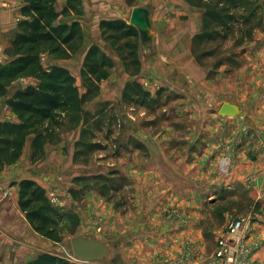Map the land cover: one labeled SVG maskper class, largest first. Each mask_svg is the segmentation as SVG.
Segmentation results:
<instances>
[{
  "label": "crops",
  "instance_id": "0c3cea01",
  "mask_svg": "<svg viewBox=\"0 0 264 264\" xmlns=\"http://www.w3.org/2000/svg\"><path fill=\"white\" fill-rule=\"evenodd\" d=\"M82 1L84 0H80ZM88 2L90 4L83 3L82 16L72 15L65 21H80L85 42L90 45L94 42H103L100 33L101 21L123 20L118 8L125 13L124 10L128 9V6L127 0H88ZM66 3L67 0H58L57 10L61 12ZM148 3L157 5L154 19L155 30L158 15L167 7L175 14L190 16L196 23L197 29L186 30V37L192 39L199 32L200 13L184 0H152L134 6ZM22 6L21 0H0V43L3 42L7 33H13L17 28L18 22L22 19L20 13ZM175 6L180 10L175 9ZM157 47L153 61L145 58L144 54L143 57L151 65H154L153 63L161 57V61L165 62V68L170 69L169 73L174 77L177 76L176 79L181 78L182 82H179L181 85L177 83L176 86L182 94H177L185 95L186 100L179 102L180 106L176 107V110L178 109L180 113L191 112L192 117L184 124L177 122L179 131L173 127L164 126L160 134L155 137L142 134L143 140L148 144L145 147L147 149L145 154L149 157L142 163V195L144 196L142 207L145 210L147 206L162 209L168 206L178 208L182 210V214L185 213L183 216L185 221L183 224L179 221L166 224V221H161L162 209L158 211L159 214L156 211H148V215L143 214L142 264H175L180 262L187 253L190 255L189 259H183L180 264H212L218 237L216 241L214 240L215 242L208 243V236L204 234V225L208 222L206 216H210L212 211L215 212L220 205L227 204L225 207H230L231 204L227 203V198H222L224 191L235 190L238 193L247 191L254 200V206L258 202H264L262 197L264 194V91L256 92L250 98L252 100L249 99L243 104L228 99V102L240 106L242 114L236 118H219L218 115L210 113L215 108L208 100L209 98L216 100L224 96L215 92L212 88L213 80L208 79L203 69L194 62L189 44L178 46L175 52L169 53L171 57L164 54L167 48L162 47L160 43ZM249 47L257 48V56L264 58V42H251ZM248 56L253 58L251 55ZM83 59L84 56L73 64L82 68ZM142 65V71L149 75L150 66L146 68L143 63ZM218 76H221V72ZM196 80L202 82L196 84ZM194 96L198 98H193ZM194 100L198 102H192ZM6 111L7 109L1 114L2 117ZM248 129L252 131L249 135L251 137L248 136ZM153 137L155 141L152 142L150 139ZM74 138V140L78 139ZM166 152L168 155L171 154V158ZM30 155L29 149L16 165L0 173V264H28L40 254L50 252L52 241L38 235L20 210L19 183L24 179H31L47 190L40 180L47 181L49 186L52 185L44 172L47 171L49 174L54 163L44 164V166L38 164L39 162L35 163L44 175L41 172L39 174L40 170L31 166ZM223 156L228 162L227 175L216 174L215 170L216 165L221 166L219 161ZM250 177L257 178L256 182L249 184L246 180ZM51 191L56 192L53 188ZM164 192L168 197L161 198V193ZM47 196L49 198L48 191ZM88 199L92 200L88 203L90 209L96 205L95 200H99L93 194L88 195ZM249 202L252 204L251 201ZM226 209L222 215L224 219L232 217L229 213H235L231 207ZM255 216L257 221L264 222L260 215ZM229 221L226 220L225 224ZM226 226H222L225 228L221 234L225 232ZM252 226L247 240V245L252 250L250 260L257 264H264V229L260 230L262 225L253 224V222ZM83 234L94 235L88 232H83L81 235ZM120 253V264H124V253L121 250Z\"/></svg>",
  "mask_w": 264,
  "mask_h": 264
},
{
  "label": "rangeland",
  "instance_id": "374dc122",
  "mask_svg": "<svg viewBox=\"0 0 264 264\" xmlns=\"http://www.w3.org/2000/svg\"><path fill=\"white\" fill-rule=\"evenodd\" d=\"M149 1L152 0H127L128 9L124 10L125 13L118 8L120 17H123V20H119L129 25L134 5H141V3L144 4ZM84 2L90 4L88 0H84L81 2L82 8ZM175 9L180 10L177 7ZM199 13L201 18V12L199 11ZM239 28L241 29L237 25L234 34L227 41L209 43L203 46L200 53H209L199 64L192 54L193 38L189 39L185 33L186 30L197 29L194 20L190 16H184V14H175L167 7L163 9L157 18L156 42L158 43L156 44L160 43L162 47L167 48V52H164V54L166 53L165 55L168 57H171L169 53L175 52L178 46H188L189 44L194 62L203 69L206 76L217 62L223 60L227 62L220 69H216V73L213 72V75L211 74L209 78L214 82L212 88L215 92L219 93L220 96H224L216 100L215 98H209L208 100L215 108L210 113L218 115L219 118L222 117L218 114L219 109L224 103L228 102V99L243 104L252 98L256 92L264 91V58L257 56V48L249 47L251 42H264V32L257 30L253 33L251 41L244 40L242 42ZM199 29H201V23L199 24ZM11 35L12 32L7 33L3 42L0 43L2 56L0 59L4 64L11 61V56L8 52ZM102 41L94 43L101 44L105 51L107 50V45L103 39ZM157 45L154 47L156 50H158ZM116 47L121 49V52H117L118 54L121 53V57H118V54L113 52L114 50L112 51L114 67L110 71V77L99 84V92L85 105L86 111L96 114V117L91 120V124L99 122L102 125L101 129H94L96 134L94 140L100 142L101 147H98L91 154L82 155L80 153L76 157V140H74V137L79 139L78 134L80 133H72L66 135L60 145L49 146L45 159L38 163L42 166L54 163V167L49 174L47 171L44 172L45 176L49 177L52 185L49 186L47 181L40 180V182L45 185L54 206L65 217L59 225V236L62 240L59 243L52 242L49 251L67 259L72 264H89L76 261L71 250V237L74 235L79 236L83 232L99 236L98 238L102 237L100 239L118 241L119 249L124 253V264H142V215H148V211H156L159 214L158 211L162 209L156 206L153 208L147 206L145 210L142 207L144 203V196L142 195V163L146 161V158H149L148 154H145L147 143L143 140L142 134L155 137V135L160 134L164 126L173 127L179 131L180 129L176 126V124H179L177 122H183L182 124H184L187 119L192 117L190 116L191 112L180 113L177 111L178 109L176 110V107L179 108L180 106L179 102L186 100L185 95L177 94H182L181 90L176 86L182 80L181 78L176 79L177 76L174 77L169 73L170 69L165 68V62L161 61V57L153 63L154 65L149 64L143 57V49L138 38L122 39L117 43ZM81 57L76 55L68 60H59L56 63L69 68L72 75L76 78L77 87L82 93H85L86 89L80 76L81 67L78 68V65L73 64L78 62ZM122 57L126 60L125 63L120 60ZM246 57L249 58L247 59ZM137 58L140 62L139 66L135 65ZM42 61L45 67L55 63L46 55L42 56ZM157 62L161 64L159 65ZM142 63L146 68L150 66L149 75L142 71ZM220 72L221 76H218ZM216 77L217 80H215ZM196 81V84L202 82L200 80ZM129 82L140 83L154 98V102L147 104L148 106H142L140 103L124 102L122 100V90ZM36 83V80L31 78H21L16 85L25 87ZM179 85L181 84L179 83ZM208 87L211 88L209 85ZM193 98L198 97L194 96ZM3 117L8 121L17 120V117L10 110H7ZM250 130H247L248 136L252 133ZM154 137L150 139L152 142L155 141ZM142 149L145 150L142 151ZM27 151H29V147L26 149ZM166 154L168 155L167 152ZM168 156L171 158V154ZM219 162L221 166L216 165V174H226L228 168L227 158L223 156ZM34 165L31 163L32 167L40 170ZM219 167L220 169H218ZM40 172L42 173L41 170L38 171L39 174ZM117 172L124 177L123 187L116 193H110L107 196L108 198H104L95 190L84 191L82 186L77 185L76 182L81 178L96 177L98 175L108 176ZM52 188L56 191L55 193H52ZM72 190L75 193H72ZM224 192L222 198H227V203L231 204L229 206L235 213H229L232 217L229 216L230 218L227 219L225 217L224 219L223 213L227 210L226 208H230L225 207L226 204L220 205L215 212L212 211L210 216H206L208 222L204 225V234L206 237L208 236V243L216 241L217 237L219 238L225 228L222 226L227 225L225 224L226 220L239 219L238 217L241 216H247L241 218H251L253 224L262 225L260 230L264 229V222L261 220L257 221L255 216L260 215L264 219V202H258L254 206V200L247 191L238 193L235 190H225ZM90 194L95 195L99 199L95 200L96 205L92 206L91 209L88 208V203L92 202L91 199H88ZM161 195V198L168 197L166 192L161 193ZM162 210L161 221H166V224L172 221H179V223L183 224V221H185L183 217L185 213L182 214V210L178 208L168 206Z\"/></svg>",
  "mask_w": 264,
  "mask_h": 264
},
{
  "label": "trees",
  "instance_id": "16d2710c",
  "mask_svg": "<svg viewBox=\"0 0 264 264\" xmlns=\"http://www.w3.org/2000/svg\"><path fill=\"white\" fill-rule=\"evenodd\" d=\"M22 19L9 40L11 61H0V173L16 165L31 150V163L45 159L47 148L62 143L66 135L79 132L75 142L76 157L97 150L94 129L101 123L85 110V105L99 92V84L110 77L114 67L113 52H121L116 45L122 39L139 38V32L121 20H103L100 31L107 50L99 43L88 45L80 21H65L72 15L82 16L80 0H67L61 12L58 0H21ZM191 8L201 12V29L192 39V54L201 61L209 52L200 53L209 43H222L241 27V40L251 41L257 30L264 32V0H184ZM240 40V41H241ZM114 50V51H113ZM113 51V52H112ZM121 54V53H120ZM118 54V57L121 55ZM52 62L45 67L42 56ZM84 56L80 76L85 93L77 87L76 78L69 69L58 65L59 60ZM120 55V56H119ZM120 60L125 63L122 57ZM228 61V60H226ZM135 65L139 66L138 58ZM227 64L217 62L207 74L209 79L216 69ZM127 65V64H126ZM21 78L36 80V84L17 86ZM154 98L140 83L129 82L122 90L124 102L148 106ZM148 104V105H147ZM10 110L16 121L1 116ZM84 191H97L104 198L122 189L124 177L113 173L91 176L76 181ZM19 207L34 231L54 243L61 242L59 225L64 216L37 182L24 179L19 183ZM72 193H75L72 190ZM75 236V235H74ZM78 236V235H77ZM28 264H72L51 252H44Z\"/></svg>",
  "mask_w": 264,
  "mask_h": 264
},
{
  "label": "water",
  "instance_id": "95a60500",
  "mask_svg": "<svg viewBox=\"0 0 264 264\" xmlns=\"http://www.w3.org/2000/svg\"><path fill=\"white\" fill-rule=\"evenodd\" d=\"M157 5L148 3L135 7L130 16L129 25L139 32L140 43L145 58L153 61L157 53L155 30V12ZM150 53V54H148ZM242 114L238 105L227 102L219 110L222 117L236 118ZM73 258L89 264H120L121 253L118 241L101 240L94 235L83 234L70 239Z\"/></svg>",
  "mask_w": 264,
  "mask_h": 264
},
{
  "label": "built area",
  "instance_id": "2783aa9c",
  "mask_svg": "<svg viewBox=\"0 0 264 264\" xmlns=\"http://www.w3.org/2000/svg\"><path fill=\"white\" fill-rule=\"evenodd\" d=\"M256 180L257 178L251 177L246 181L249 184H253ZM262 197L264 199V194ZM251 231V218H239L228 222L225 232L218 238L212 264H257L250 260L252 250L247 245V240ZM189 257L190 255L187 253L183 259L187 260ZM182 260L175 264H180Z\"/></svg>",
  "mask_w": 264,
  "mask_h": 264
}]
</instances>
